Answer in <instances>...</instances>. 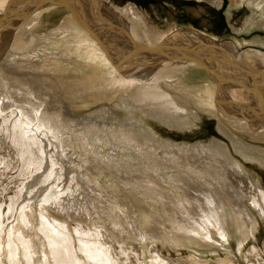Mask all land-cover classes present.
Returning a JSON list of instances; mask_svg holds the SVG:
<instances>
[{"label":"bare ground","instance_id":"bare-ground-1","mask_svg":"<svg viewBox=\"0 0 264 264\" xmlns=\"http://www.w3.org/2000/svg\"><path fill=\"white\" fill-rule=\"evenodd\" d=\"M53 1L60 0H0L2 14L0 15V59L9 48L10 38L13 36L15 39L12 48L9 49L10 54L7 53L13 59L7 60L8 64H5V61L3 64L0 63V264L4 257H8L13 264H37L39 244L43 245L40 251L44 254L41 264H241L230 254L215 262L203 259L205 256L201 258L192 254L181 259H170L159 249L153 248L149 259L142 247L126 245L128 239L139 236L142 240H148V236L154 238L158 234L153 233L154 229L150 231V228L147 230L141 228L138 231L133 224L131 229L127 226L128 219L123 223L120 214L117 217L116 209L121 208L127 218H133L127 210H122L124 207L121 203L112 201L115 195H112L114 189L99 185L100 182L94 179L101 173L109 174V177L111 175L119 181L118 183H125L142 191L143 197L151 198L159 205H165L168 213L173 215L170 217V223L177 232L176 243L190 242L209 248L213 252H218L219 248L225 250L228 245V248L232 247L230 233L237 231L240 232L237 240L238 251L243 254L246 238L249 233L254 234L257 218L264 219V187L259 180H256L257 178L252 179L245 174L246 167L243 168L242 163L235 161L227 145L218 139L211 141L210 145L202 143L192 146L171 145L159 141V138L152 136L146 132L147 130L136 131L122 127L117 129L118 127L105 126L93 119L71 120L66 111L67 99L64 98V94H61L59 100L51 94L53 90L55 91L52 85L41 87L43 82L40 83L41 85L37 82L40 75L37 76L34 70H40L38 67L44 69L42 61L37 68H31V71L35 72H33L34 76L17 77L20 75L16 74L15 70L20 68L21 63H19L20 59L15 57V51L30 47L21 45L17 35L37 14L63 6L53 4ZM98 1L67 0L70 6L76 7L75 11L67 9L85 30L77 26L79 27L76 28L77 32L60 31L52 38L45 34L41 38L34 35L26 38L27 41H32L37 37L40 45L47 46L45 49H51L52 46L49 52L55 49L54 55L72 53L85 62L93 63L94 68H90V65L83 62L87 70L84 69L82 72V67L79 68L80 83L69 86L71 90L66 87L70 90L69 95L74 97L71 100L74 104H77L75 99L85 101L101 93L103 94L101 98L113 99V95L118 94L120 89L132 87L133 91L120 96L122 105L150 112L149 114L157 115L165 121L169 120L177 124L182 122L183 125H180L184 127V123L195 121L200 117L199 110H206L219 119L218 125H221V131L224 130L230 138L240 132L249 135L257 142L264 141V53L254 49L239 52L236 42H218L200 37L199 33L196 34L191 29H184L177 31L176 34L191 42L195 47L194 51L199 53L203 60L199 61L197 57L196 59L183 57L184 54L180 55V52L176 51L146 57L142 53L143 49L156 44L150 41L140 42L141 33L137 31L138 26L135 27L133 22H128L132 32L126 35V28L119 23L124 21L122 17L113 14L110 6V8H101ZM238 1L246 2L254 8V11L257 9L264 16L263 0ZM19 2L20 6L16 7ZM30 2L32 5L27 6ZM24 7L30 11L25 12L23 19L33 15L23 26H14L13 21H17L20 14H24ZM36 11L37 13L34 14ZM100 15L103 22L98 20L101 18H98ZM89 16L93 20H90ZM94 18H98L100 23ZM89 25L95 29L86 27ZM63 29L64 31L69 29L68 23ZM73 33L80 39L78 44L72 36L69 37ZM61 34L63 36L65 34L64 39L61 38ZM19 55L21 57V54ZM97 65L102 66L106 71L108 81L104 80L105 77L102 76L103 73ZM58 67L61 69L60 65L56 66L57 71ZM189 72L202 76L203 81L208 85H185L184 78ZM176 82L181 84L176 89L180 88L184 92L183 95L168 90L175 89ZM104 84H110L114 94L102 92L105 88ZM243 89L249 90V93H244ZM247 98L248 100H245ZM99 99L100 97H97L92 100ZM192 102L196 104L198 110L192 108ZM15 103V108L12 107L8 111L7 109ZM239 135L246 136L241 134L237 136ZM76 147L81 151V155L80 158L73 159L72 154L75 153ZM101 147L103 151L100 150ZM118 151H121L122 159L111 155ZM11 156L20 162L21 166L20 163L15 164L19 165L20 169L16 172L17 175L13 174L9 178H22L17 187L2 188V175H6L3 166L5 168L6 162H11L8 158ZM80 176L83 182L79 179ZM92 181L93 191L97 194L88 193L89 199L94 201L104 197L106 201L111 202V205H115L113 206L115 212L107 211L112 208L109 205L108 208L105 207L104 210L95 211L90 215L85 203L80 208L77 207L78 213L66 212V208L69 207L64 203H72L74 206L77 201L83 202L86 199L83 185ZM86 185L91 187V184ZM45 190L46 195L38 200ZM129 198L131 201L134 200L133 197ZM59 209L65 212L60 213ZM35 212H39L41 218L38 232L43 235L44 243L38 244L33 238L37 222L33 217ZM86 215H90L89 220ZM19 217L26 227H30L31 232L17 225ZM65 218L87 219L89 223L87 227L81 224L74 225L75 235H78L76 238L71 234L69 222ZM129 221L132 223L131 220ZM97 223L102 224L97 225ZM112 226L126 232V235H121L118 230L111 228ZM162 235L164 238L165 234ZM256 245L248 250L249 253L245 258L249 264H264L263 251Z\"/></svg>","mask_w":264,"mask_h":264},{"label":"rangeland","instance_id":"rangeland-1","mask_svg":"<svg viewBox=\"0 0 264 264\" xmlns=\"http://www.w3.org/2000/svg\"><path fill=\"white\" fill-rule=\"evenodd\" d=\"M99 1H98V3L101 6V8H103V7L110 8L111 7L112 9L110 8V10L112 11L113 14H119L122 17V20H124V21H121L122 23L121 22H119V23H120V25L122 24L126 28V30H127L126 35H129L132 32L131 28L128 27L129 26L128 22L129 23L133 22L132 24L135 27L137 25L138 26L137 31L139 33H141V34H139V39H140V42H143V43H147V41H150V42H152V44H157L170 32L180 30V29L181 30L191 29L196 34H198L199 32L194 31V30H198V31L202 32V33L198 34V36H200V37L202 36L204 38H208L211 40H215V41L217 40L218 42H224V41L225 42H233V43L236 42V43H238L237 45L239 46V49H240L239 52L240 51L246 52L247 50L254 49V50L260 51L261 53H264V16L261 15L257 11V9L254 11L253 10L254 8L250 5H248L246 2L242 3L238 0H99ZM29 5H32L31 2L27 4V6H29ZM40 5H41V3H39V6ZM263 5H264V0L262 1V6ZM19 6H20V2L16 7H19ZM33 6H35L34 3H33ZM58 7L60 9L62 8L61 11ZM56 8H58V9H56ZM56 8H54V10L51 9L49 11L45 10L44 11L45 13L42 12V13L37 14L36 17L34 16V18L32 20L33 22L32 21L28 22L29 25H25L22 28L23 30L19 31L20 35L17 32V34H18L17 36H19L18 40L21 41L20 44L24 45V46H30L26 50L15 51V54H16L15 57H18L17 59L18 60L20 59V61H22V62L19 61V63H21V64H20V68L17 69L18 71L15 70L16 74L20 75L17 77H24L25 78V77H28L30 75L34 76L35 75L34 71H36L37 72L36 75L37 76L40 75L39 78L37 79V82L39 84L41 82H43V84L41 83L42 85L40 84L41 87L42 86L47 87L48 84H49L48 87H50V85H52L53 89H55V91L53 90L51 92V94L54 95L59 100H61V94H64L63 95L64 98L67 99L65 101L66 105H67L66 111L68 113L69 119H71V120H73L75 118H76V120L82 119L83 121H88V120L93 119L95 121L101 122L105 126L109 125V126H114L115 128L118 127L117 129H121L120 127L130 128L131 130H136V131L143 129L144 131L147 130L146 132L150 133L152 136L159 138L158 139L159 141L161 140L162 142L164 141L166 143H170L171 145H187V146L189 145V146H192V145L198 144V143L210 145L211 141L218 139L223 144L227 145L233 159L237 162L239 161V163H242L241 165H243V168L246 167V168H244L245 174H247L252 179L257 178L256 180H259L264 187V141L259 140L257 142V140L252 139L249 135H246V134H243L240 132H238L235 136L230 138L229 136H227V134L224 132V130L221 131L222 130L221 125H218V122L220 124L219 119L216 116H214L212 113L207 112L206 110L205 111L199 110L200 112H198V113L199 114L201 113L200 117L198 119H195V121L190 120L189 122L184 123V125H185V127H184V126H182L183 125L182 122L177 124V123L170 122L169 120L165 121L163 118H161L157 115H153L152 113H151L152 115L149 114L150 112L141 111V109L140 110L135 109V108L129 107L128 105H122V102L120 100V96H122L124 94L126 95L127 92L133 91L132 87H129L130 89L128 87H124V89H120L117 92L118 94L115 93L117 96L113 95L114 96L113 99L101 98V97H103V94L101 93V94L93 95L94 96L93 98L100 97V99L97 101L92 100L93 98L92 99H86L85 101L75 99L77 104L76 103L74 104L71 101L74 97L69 95L71 88H68V87L71 85L74 86L75 85L74 83H77V84L80 83V79L78 77L80 76L81 70H79V68L82 67L81 68L82 72L84 71V69L87 70V68L84 66V63L88 64V66L90 65L89 66L90 68L91 67L94 68V66L92 65L93 63L85 62L84 59L80 58L76 54L65 53V54H61V55H54V53L56 51L54 48H53L54 49L53 52L52 51H51V53L49 52V50H52V46H50L51 49H48V48L45 49V46H46L45 44L40 45L38 43L37 37L41 38L44 36V34L48 35L52 38L53 36L55 37L56 35H58L60 33V31L61 32L67 31V33H69L68 31L77 32L76 28H79V27L82 30H85L77 22V20L74 18V15L72 14V12L69 11L65 6L64 7L63 6H57ZM28 11H30V9H27L24 7V12H23L24 14H20L18 20L13 21L14 26L19 27V25H20V27H21L31 18V16L33 14L31 16H29V18L23 19V16L26 15L25 12H28ZM37 11L34 14H36ZM100 11H101V13H103L102 9ZM0 15H2V14L0 13ZM98 18H100V19H98ZM98 18L97 19L100 22H103L102 15H100ZM89 19L93 20V18L91 16H89ZM94 19L96 22L100 23L96 18H94ZM21 20H22V22H21ZM125 21L127 22V24ZM66 23H68L69 29H65V31H64L63 28L65 27ZM75 24H76V26H75ZM77 26H79V27H77ZM72 28H74V29H72ZM140 29H142V30H140ZM55 30H58V31L53 33V31H55ZM24 31H25V33H24ZM87 34H88V36H90V34L88 32H87ZM32 35L37 36V37H35L36 40L34 41V39H35L34 38L32 41H30V40L27 41L26 38H29ZM70 36L73 37V39L75 40V42L77 44L80 42V39L76 36L75 33L69 35V37ZM64 37H65V34H64V36L61 34V38L64 39ZM63 39H61V40H63ZM10 41L11 42L8 46L9 48H7L5 50V52H4L5 55H3L0 59V63H2V64L4 63V61H5V64H8L7 60L13 59V58H10L9 55L7 54V53L10 54L11 51L9 49L12 48L11 47V46H13L12 43L15 41L13 36L10 38ZM35 43L37 44V46ZM43 46H44V48H43ZM69 46H75V45L69 44ZM37 47H39L40 50ZM47 49H48V51H47ZM48 52H49V54L44 55V53H48ZM19 54H21V57ZM26 54H27V57H26ZM40 54L42 56L44 55V57H42ZM6 55H8V57ZM21 58H22V60H21ZM43 58H45L46 60ZM23 59H25V60H23ZM41 61H42V65L44 66V69H41V67H38V66H40L39 63ZM31 62H33L35 64V66H34V64L33 65L30 64ZM25 63H28V65L26 66ZM55 65L56 66L60 65L61 69L58 67L59 69L57 71V69L55 68L56 67ZM77 65H79V66H77ZM24 66H26V67H24ZM97 66H98V68H100V72L103 73L102 76L105 77L104 80L108 81L109 79L106 77L107 76L106 71L103 69L102 66H100V65H97ZM33 67H36V68L38 67V68H40V70L38 69L39 70L38 71L36 69L34 71H31V68H33ZM41 73L46 74V75L42 76L43 74H41ZM43 79H44V81H42ZM196 79H198V80H196ZM46 80H48V81H46ZM203 80L204 79L199 74L189 72V73H186V77L184 78V83H185V85H190V86H195V85L196 86H202V85H206V84L208 85V83L207 82L205 83V81H203ZM191 81H193V82H191ZM45 82L46 83L48 82V83L46 84ZM198 83H200V84H198ZM179 84H180L179 82H176L174 84V85H176L175 89H168V90L171 91L172 93L177 92V95L178 94L183 95L184 92H182L180 88L176 89V87L181 86V84L180 85ZM44 85H46V86H44ZM104 85H105V88H104V90H102V92L114 94V91L112 89H110V84L109 85L104 84ZM66 87L70 90H68ZM85 89H87L86 91L89 90L87 87ZM243 90L245 91L244 93H246V92L249 93V90H247V89H243ZM244 97H246V95H244ZM245 100H248V98ZM192 101L194 102L193 99H192ZM249 101H251V100H249ZM67 102H69V103H67ZM80 102H82L84 104H82ZM193 102H192V108L195 110H198V108L196 109V107H195L196 104ZM70 105H71V107H70ZM15 106H16V103H15V105L10 106L7 110L10 111L12 109V107L15 108ZM75 110H77V111H75ZM70 111H72V112H70ZM74 112H78V113L76 114ZM72 114H74V115H72ZM128 123H129V125H128ZM180 124H182V125H180ZM211 128L213 130H211ZM238 134L246 135V136H240V135L237 136ZM240 137H242V138H240ZM243 137H245V139ZM233 138H234V140H233ZM235 147H237V148H235ZM102 148L103 147L100 148L101 151H103ZM74 152L75 153L72 154L73 159L80 158L79 155H81V151L79 150L78 147H76V151H74ZM116 154H118V156ZM116 154L111 153V155H113L114 157H117V158L122 157L121 151L116 152ZM8 158L11 162L9 163V161L7 160L8 162H6L5 168L3 166V169H6V173H5L6 175H4V174L2 175V177H3V181L1 182V183H3L2 188H4V187L15 188L19 185L20 179L22 177H18V179L17 178L11 179L9 177H12L13 174L17 175L16 172L19 171L18 169H20L21 163L17 162L16 159L12 156H11V158L10 157H8ZM15 162H17V163H15ZM7 163L10 164V166ZM15 164H19L20 166L15 165ZM7 165H8V167H7ZM11 165L14 166L15 168L11 167ZM249 173L250 174L253 173L254 175L251 174V176H250ZM105 174L106 173H101L100 176L97 175L94 177V179H96V180H98V182H100L99 185L102 184L108 188L114 189L113 190L114 192L112 191V195L113 194H115V195H113L112 201L114 200L115 202L117 201L118 203H121L122 206L124 207V208H122V210H124V209L127 210L128 214L133 218H127L126 213H122V211L120 210L121 208L116 209L117 210L116 211L117 217L120 214L119 217L121 216V218H123V220H121V221H123V223H126L125 220L128 219L127 226L131 229H133V227H135L137 230L138 229L140 230L141 228L147 230L150 228L149 230L151 231V229H152V231H153V229H154L155 231H153V233L157 232L156 234H158L155 236L156 238H157V236L162 235V233L165 234L164 238L162 235V237L159 236L161 238L158 237L159 239L158 238L155 239V237L153 238V236H148L149 237L148 240H144V239L142 240V238H139V236H137V238H135L136 240L135 239L126 240L127 246H134L137 248L142 247L143 250L146 251V254H147L149 259H151L152 250L153 249H157V250L159 249L160 251H162V253L167 258H170V259H175V258L181 259V258H185L186 256L192 254V255H198L201 258H203L205 256L203 259L213 260L215 262V261H220L227 254H230V255H233V258L235 257L234 258L235 260L238 259L241 264H249L247 262L245 256L247 253H249L248 250H250L252 248V246L256 245V244H258L256 246L259 247L263 251V254H264V219L257 218L256 223H255L254 234H252L253 236L250 233L248 234V236L246 238V246H245V249L243 250L244 251L243 254H240L238 251L237 240L240 237V232H237V231H232L230 233L232 236V238L230 239L232 247L228 248V246H229L228 245L227 249H225V250L219 248L218 252H213L209 248L200 247L198 244H192L190 242H186L185 244L184 243H176V240L178 238L177 232L175 231V229H173V227H171L172 224L170 223V217L173 215L171 213H168V211L165 209L166 207H164L165 205H162V204L159 205V203L157 201H154L153 199L148 198V197L146 198V196L143 197L142 191H138L137 189L133 188L130 185H126L125 183H118L119 181L112 178L111 175L109 177V174H107V175H105ZM79 179L81 180V176L79 177ZM81 182H83V181L81 180ZM113 183H114V186H113ZM46 184H48V183H46ZM86 184H89V185L91 184V187H89ZM93 184H94L93 181L90 183H84V185H83V191L84 192L83 193L85 194L84 197L86 199H84L83 202L77 201L74 206L72 203H64V205L69 207V209L66 208V212L70 211L71 213H75L76 211H79L78 208H80V206H83L84 203L86 205L87 212L90 213V215L94 214L95 211L102 210L105 207L108 208L109 205L112 206V208L109 210L107 209V211H111V210L113 211L114 210V212H115V207L113 208V206H115V205H111V202L106 201L107 199H105L104 197H101V200L97 199L94 201L89 199L90 195L88 193L97 194V192L94 193V191H93ZM115 186H117V187H115ZM121 186H122V188H121ZM127 186H130V187H127ZM37 187H39V185H37ZM127 189H128V191H127ZM132 189H134V190H132ZM135 190H136V193H135ZM127 192H128V194H127ZM137 192L140 194H138ZM45 193H46V190L43 191L42 194L39 193L40 197L38 198V200H40L41 197L43 198L44 195H46ZM98 194H99V192H98ZM141 194H142V196H140ZM129 197H131V198L133 197L132 200L134 199L137 201L136 202H134V200L131 201V199ZM116 198H117V200H116ZM129 201H131V202H129ZM164 209H165V211H164ZM59 211H60V213L65 212L64 210H60V209L58 210V212ZM76 213H78V212H76ZM90 215H86V218L88 220L90 218ZM95 216H97V215H95ZM156 216H158V217L161 216V217L158 218ZM33 217L37 220V222L35 224V229H34L35 232L33 231L35 233V236H33V238L38 242V244L40 242L44 243L45 239H44L43 235L41 234L42 235L41 236L40 231L38 232L39 226H41V218L39 216V212L38 213L35 212L33 214ZM65 219L69 222V228L72 231L71 234L73 236H76V238L78 237V235H75L76 233L74 231L75 230L74 227L76 228V226H74V225L75 224L76 225L81 224L82 226L87 227L88 223H89V222H87V219L86 220L71 219V218H65ZM108 219L111 220V218H108ZM139 219H140V221H139ZM129 220H131L132 223ZM141 221H143L144 223L143 222L141 223ZM107 222H108V220H107ZM137 223H138V225H136ZM169 223H170V225H169ZM100 224H102V223H97V225H100ZM132 224L134 225L133 227H132ZM17 225L22 226L26 230L31 232L30 227L28 226L29 227L28 228L25 226L21 217H19V221H18ZM89 226L92 227V225H89ZM111 228L118 230V227L112 226ZM36 229H37V231H36ZM119 229H121V227ZM118 231L121 235H123V234L126 235V232H122L120 230H118ZM17 235H18V232H17ZM167 238H170L172 240L167 239ZM5 239H8V237H5ZM127 241H128V243H127ZM76 244H77V241H76ZM42 247H43L42 244L38 245L39 250H38V259L36 261L37 264H41V261H43V255L44 254L40 251ZM151 248H153V249H151ZM148 249H151V250H148ZM47 250H48V253L50 254V251L48 248H47ZM114 257H116V255ZM52 263H53V260H52ZM1 264H13V262H11V260L8 259V257L7 258L4 257V260L1 262ZM53 264H55V263H53Z\"/></svg>","mask_w":264,"mask_h":264},{"label":"water","instance_id":"water-1","mask_svg":"<svg viewBox=\"0 0 264 264\" xmlns=\"http://www.w3.org/2000/svg\"><path fill=\"white\" fill-rule=\"evenodd\" d=\"M59 4V5H63L66 8H68L69 10L75 11L76 7L73 8L72 6L69 5V3L67 2V0H60V1H53V4ZM78 12V10H77ZM89 29L94 30L95 27L93 28L92 25L86 26ZM181 30V29H180ZM179 31V30H176ZM176 31L170 32L168 33L158 44L154 45V46H150V47H145L142 51V53H144V56H155L156 54H162L163 52H170V51H176V52H180V55H182L183 57H188V58H192V59H196L195 57H197L199 59V61L203 60L200 57V54L197 53L196 51H194L195 47L194 45L189 42L188 40H186L185 38L179 37L176 34ZM197 31L199 33H202L198 30H194ZM101 42V40H100ZM197 61V60H196Z\"/></svg>","mask_w":264,"mask_h":264}]
</instances>
